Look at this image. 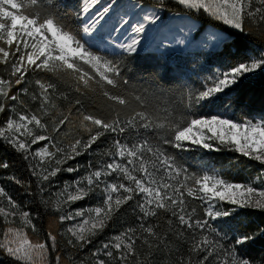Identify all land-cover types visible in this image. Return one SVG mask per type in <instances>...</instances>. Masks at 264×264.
Wrapping results in <instances>:
<instances>
[{"label": "snow or ice", "instance_id": "1", "mask_svg": "<svg viewBox=\"0 0 264 264\" xmlns=\"http://www.w3.org/2000/svg\"><path fill=\"white\" fill-rule=\"evenodd\" d=\"M176 3L223 26L214 30L210 39L221 51L225 70L206 78L201 89L190 90L184 107L211 109L225 103L227 107L241 104L242 83L254 75H264V48L257 46L258 54H254L245 47L250 36L264 44V0ZM159 8L160 5L128 4L124 0H78L67 11L77 25L72 28L56 14L54 6L42 0H0V64L10 65L8 78L0 76V112L9 108L8 101L25 108L18 111L15 105L11 107L13 116L0 127V139L15 151L25 153V160L39 158V163H30L29 168L43 192V182L51 181L62 171L78 170V166L64 168L68 161L89 152L106 133L114 135L96 166L90 165L85 176L66 183L55 193L53 202L61 213L59 221L71 222L65 233L69 237L67 244L84 248L103 232L122 206L136 201L138 226L126 228L94 251L91 264H153L154 253L168 248L169 234L187 244L186 254L179 248H168L179 257L175 264H264V255L256 261L244 252L250 242L264 238V226L258 225L257 231L248 233L226 221L223 224L228 232L213 224L221 218L234 217L239 209L264 211V181L258 188L254 182L232 183L217 174L190 173L166 150V146L180 151H193L196 147L220 151L224 147L264 164V118L235 121L223 114L201 115L195 111L190 116L177 117V109L163 99V92L132 84L124 71L127 59L146 50V40L150 44L155 39L150 33L159 32L163 19ZM173 43L185 41L164 35L156 47L166 50V45ZM30 71L67 77L75 83L76 93L102 102L107 114L87 111L81 99H76L67 113H57L55 99L57 95L66 98L65 94L59 92L55 82L41 79L35 80L38 95L31 97L39 108L32 112L19 94H11L14 85L24 83ZM23 92L27 94L28 89ZM73 112L79 128H69ZM46 118L51 122L50 131ZM65 128H69L66 133ZM61 135L64 140L56 138ZM41 141H46L44 146L32 152V145ZM45 163L47 167L43 166ZM7 167V162L0 163V168ZM112 177L115 179L110 182ZM93 194L101 197L97 206L66 210ZM188 198L201 202L202 214L190 206ZM224 204L232 207L225 208ZM160 210L171 212L163 235L158 224L149 222L159 216ZM0 218L6 225L0 250L19 264H48V244L28 238L25 229L36 232V225L30 213L21 211L4 187H0ZM17 218L21 227L14 226ZM47 239L55 250L56 235L49 231ZM137 241L142 248L146 246V254L137 251ZM57 264H61L59 256Z\"/></svg>", "mask_w": 264, "mask_h": 264}, {"label": "trees", "instance_id": "2", "mask_svg": "<svg viewBox=\"0 0 264 264\" xmlns=\"http://www.w3.org/2000/svg\"><path fill=\"white\" fill-rule=\"evenodd\" d=\"M49 5L54 6V11L59 17L63 18V22L72 28L77 25L74 18L67 15L68 8L73 7L78 3V0H42ZM146 5H160L164 13H177L188 15L190 18L199 23V29L195 32V39L206 26H211L215 29L223 27L216 21L209 20L206 16L196 14L194 11H188L176 3V0H142ZM63 4L66 7H57ZM245 47L258 54V48H264V44L256 36L247 38ZM159 41H154L148 44L146 50H142L137 55L129 57L124 69L125 73L130 77V82L137 86H149L150 90H156L158 93L163 92V99L167 103L177 109L174 113L177 117L190 116L192 112H197L201 115H217L233 119L235 121H242L243 119L264 118V75H254L252 79L245 81L239 88V93L242 98V103L239 105L233 104L232 107H227V103L217 107L208 108H187V94L190 90L201 89V84L205 82L206 78H211L218 71L225 70L222 67V58L220 49L215 50L197 48V44L178 51L167 47L157 49L156 44ZM10 72V65L5 66L0 64V76L8 78ZM48 80L55 82L58 85L59 92H63L65 97L57 95L55 99L56 112L67 113L68 109L72 107L76 99H81L84 107L89 112L96 114H107V109L102 102L93 101L85 98L81 94L75 92V83L70 81L67 77H57L51 73H44L40 71L29 72L26 74V81L21 85H14L11 94H19V99L24 102L27 109L36 112L39 108V103L32 100V95L39 93L38 87L35 85V80ZM28 89L27 94L23 89ZM2 99V98H0ZM9 108L4 112H0V127L4 126L7 119L13 116L10 110L13 105L17 107L18 111H24V106L17 102L8 101ZM49 123V131L51 122L48 118L45 119ZM79 120L73 112L72 124L69 128H79ZM69 128L63 129V132H68ZM39 134H48L39 132ZM55 136V133H52ZM86 137V133H84ZM64 140V136L56 137ZM114 135L106 133L93 146L92 149L77 157L75 160H70L64 165V168L78 166V170L72 173L62 171L52 178L51 181L43 182L44 191L41 192L40 185L37 178L32 175L29 164L39 163V158L25 160V153L17 152L12 149L6 142L0 139V163L7 162L6 169L0 168V187H4L5 191L10 195L20 206L21 211H28L36 225L37 231L33 232L30 228L25 231L28 238L33 242H46L49 246L48 264H57V257H60L61 264H91V254L97 249L101 248L103 243L111 236L118 235L126 228L137 227L138 221L136 209V201H129L128 204L121 207L120 211L109 222L108 226L103 232L98 233L92 238L90 244L85 245L84 248H73L67 244L68 235L66 229L71 222H60L58 211L53 202L56 200L55 193L63 189L64 185L72 184L75 180L86 175L89 166L95 167L97 162L102 158V154L106 152L113 140ZM71 139V137H68ZM30 143V139L28 140ZM46 141L38 142L32 145L31 151L35 152L37 148L44 146ZM67 143V140H65ZM51 150V149H50ZM167 152L175 157L177 162L188 169L190 173L202 175L204 173L217 174L223 179L240 184L253 183L254 187H260L261 182L264 181V164L244 157L240 153L235 152L229 148L222 147L220 151H209L196 147L193 151H180L170 146H166ZM47 167V163L43 165ZM20 180L17 184L13 179ZM259 177V179H258ZM115 177L109 178L111 180ZM139 199V197H137ZM191 207H196L198 213L202 214L203 209L199 200L188 198ZM44 201L49 203L46 205ZM101 202L99 194L90 195L88 198L77 201L68 206L66 210L75 211L76 209L92 208ZM225 208H230L232 205L224 204ZM189 207V211H191ZM171 218V212L164 213L160 210L159 216L152 218L149 222L159 225V233L163 235L167 230V220ZM223 221H226L232 227L239 229V231H246L248 233L257 231V226H264V211L257 209H239L234 217L221 218L213 222L214 226L220 231L228 232V228L224 227ZM247 228H243V225ZM16 227H21L19 218L16 220ZM6 225L3 219L0 218V238L3 236V229ZM52 231L56 237V249L51 248V241L47 239V234ZM239 234V233H237ZM232 233L229 232V236ZM232 242V241H229ZM137 251L142 255L147 253V248L141 247V242L137 241ZM168 248L173 250L179 248L180 252L186 254L187 244L183 241H178L174 235L169 234ZM168 248H162L160 252L154 253L153 264H175L179 258L178 255H173ZM247 257L258 261L261 255H264V238L258 237L255 242H250L244 248ZM134 261V258H132ZM0 264H19L14 258L8 257L2 250H0Z\"/></svg>", "mask_w": 264, "mask_h": 264}, {"label": "rangeland", "instance_id": "3", "mask_svg": "<svg viewBox=\"0 0 264 264\" xmlns=\"http://www.w3.org/2000/svg\"><path fill=\"white\" fill-rule=\"evenodd\" d=\"M124 2L128 4L137 3V2L144 4L142 0H124ZM149 6H154V5H149ZM159 15H161L163 19L158 26L159 32L150 33V37L153 36L155 37V39H153L151 43H153L154 41H159V39L162 36L167 35L169 39L175 38V39H183L185 41L184 44L173 43L170 45H166L167 47L173 48L178 51H183V49L191 47L195 44H197V48H204V49L211 48L212 50H215L217 48L215 42L212 39H210L211 33L217 29L211 26H206L199 34L197 41V38L195 39L194 35L195 32L199 29V25H198L199 23H197L195 20L190 18L188 15L177 14V13L165 14L161 6L159 8ZM193 25H195V27H193ZM181 29H183V33H181ZM189 29H191V31ZM145 44L148 45L149 42L146 40ZM114 236H111L103 244L108 243Z\"/></svg>", "mask_w": 264, "mask_h": 264}]
</instances>
